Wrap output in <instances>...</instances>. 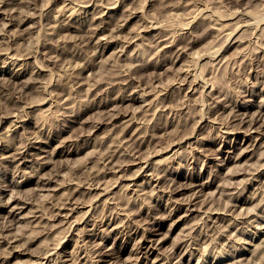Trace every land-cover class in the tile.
Masks as SVG:
<instances>
[{
	"label": "rangeland",
	"instance_id": "374dc122",
	"mask_svg": "<svg viewBox=\"0 0 264 264\" xmlns=\"http://www.w3.org/2000/svg\"><path fill=\"white\" fill-rule=\"evenodd\" d=\"M263 109L264 0H0V264H264Z\"/></svg>",
	"mask_w": 264,
	"mask_h": 264
},
{
	"label": "bare ground",
	"instance_id": "6f19581e",
	"mask_svg": "<svg viewBox=\"0 0 264 264\" xmlns=\"http://www.w3.org/2000/svg\"><path fill=\"white\" fill-rule=\"evenodd\" d=\"M119 1H120V0H119ZM28 2H29V1H28ZM123 2H124V1H123ZM3 3H4V1H3ZM4 4H5V3H4ZM117 5H118V3L116 2L115 7H116ZM3 6H4V5H3ZM31 6H32V5H31ZM81 6H82V5H81ZM109 6H111V5H109ZM112 7H113V6H112ZM74 9H75V8H74ZM82 9H83V8H82ZM78 10H79V9H78ZM11 11H12V10H11ZM74 11H75V10H74ZM199 11H200V10H199ZM201 11H203V9H202ZM205 11H206V10H205ZM197 12H198V11H197ZM197 12H196L195 14H197ZM131 13H132V12H131ZM8 14H9V13H8ZM199 14L201 15L200 12H199ZM205 14H206V13H205ZM197 15H198V14H197ZM197 15H196V16L194 15V16H195V17H198L199 15H198V16H197ZM242 15H243V14H242ZM194 16H193V17H194ZM203 16H204V15H203ZM195 17H194V18H195ZM204 17H205V16H204ZM10 20H11V19H10ZM10 20H9V22H10ZM7 21H8V20H7ZM11 22H13V18H12V21H11ZM247 22H248V21H247ZM5 23H6V26H7V22H5ZM248 23H249V22H248ZM250 23H251V22H250ZM246 24H247V23H245V25H246ZM3 25H5V24H3ZM245 25H244V26H245ZM247 26H249V25H247ZM151 27H152V26H151ZM153 27H156V25L153 26ZM157 27H158V26H157ZM54 29H55V28H54ZM49 30H51V29L49 28ZM49 30H48V31H49ZM52 30H53V29H52ZM52 30H51V32H52ZM55 30H56V29H55ZM5 33H6V32H5ZM49 33H50V31L48 32V34H49ZM53 33H54V30H53ZM179 38H180V37H179ZM237 38H238V37H237ZM229 39H230V38H229ZM177 40H178V39H177ZM237 40H238V39H237ZM227 41H228V40H227ZM240 41H241V40H240ZM174 43H175V42H174ZM169 44H170V43H169ZM235 44H236V43H235ZM232 45H233V44H232ZM167 47H168V46H167ZM179 47H180V46H179ZM227 47H228V46H227ZM170 48H171V47H170ZM200 56H201V55H199V57H200ZM213 56H214V55H213ZM213 58H214V57H213ZM215 60H216V58H215ZM220 61H221V60H220ZM217 63H218V62H217ZM187 71H188V70H187ZM189 76H190V75H189ZM188 79H189V78H188ZM193 81H195V80H193ZM195 82H197V81H195ZM199 83H200V82H199ZM207 83H208V82H207ZM201 84H202V83H201ZM205 84H206V83H205ZM205 84H204V85H205ZM195 85H196V84H195ZM207 85H208V84H207ZM197 87H198V86H197ZM206 87H207V86H205V88H206ZM205 88H203V90H204ZM212 90H213V88H212ZM142 92H143V91H142ZM142 92H140V93H142ZM147 92H148V91H147ZM159 92H160V91H159ZM194 92H195V91H194ZM203 92H204V91H203ZM209 92H210V91H209ZM209 92H208V93H209ZM140 93H139V94H140ZM143 93H144V92H143ZM145 93H146V91H145ZM147 94H148V93H147ZM157 94H158V93H157ZM160 94H161V92H160ZM203 94H204V93H203ZM145 95H146V94H145ZM145 95L143 94V96H142V94H140L141 98L144 97ZM155 95H156V94H155ZM135 96H137V95H135ZM140 96H139V97H140ZM157 96H159V95H157ZM210 96H211V95H210ZM130 97H131V96H130ZM148 97H149V96H148ZM155 97H156V96H155ZM155 97H153V98H152V97H149V99H150L149 101H152V102H153L152 99H154ZM131 98H132V97H131ZM135 98H137V97H135ZM135 98H133V99H135ZM146 98H147V97H146ZM157 98H159V97H157ZM157 98H155V99H157ZM144 99H145V98H144ZM161 99H162V98H161ZM147 101H148V100H147ZM159 101H160V98H159ZM152 102L149 103V105L153 104ZM215 102H216V101H215ZM238 104H239V103H238ZM146 105L148 106V104H146ZM216 105H217V104H216ZM240 107H241V106H240ZM242 107H243V106H242ZM244 108H246V107H244ZM247 108H248V107H247ZM114 109H115V108H114ZM116 110H117V109H116ZM142 110H143V109H142ZM148 110H149V109H148ZM238 110H239V109H238ZM260 110H261V109H260ZM263 110H264V109H263ZM146 111H147V110H146ZM258 111H259V110H258ZM118 112H119V111H118ZM245 112H246V111H245ZM263 112H264V111H263ZM119 113H121V112H119ZM119 113H116L115 115L117 116ZM240 113H241V112H240ZM240 113H239V114H240ZM243 113H244V111H243ZM243 113H241V114H243ZM247 113H248V112H247ZM121 114H122V113H121ZM128 114H129V113H128ZM132 114H134V113H132ZM256 114H257V112H256ZM258 114H259V113H258ZM258 114H257V115H258ZM261 114H262V113H261ZM116 116H115V117H116ZM132 116H133V115H132ZM253 116H255L254 113H253ZM113 117H114V116H113ZM130 117H131V116H130ZM259 117H260V116H259ZM134 118L136 119V117H134ZM252 118H253V117H252ZM114 119H115V118H114ZM116 119H118V118L116 117ZM132 119H133V118H132ZM132 119L130 118V120H132ZM257 119H258V118H257ZM128 120H129V119H128ZM133 120H134V119H133ZM133 120H132V122H133ZM255 120H256V119H255ZM132 122L129 123V124H133ZM134 122H136V121L134 120ZM144 123H145V122H144ZM11 124H12V123H11ZM14 124H15V123H14ZM142 124H143V121H142ZM254 124H255V123H254ZM127 126H128V125H127ZM133 126H134V125H133ZM253 126H254V125H253ZM125 127H126V126H125ZM130 127H131V126H130ZM128 130H129V129H128ZM228 130H229V129H228ZM228 130H227V131H228ZM231 130H233V129H231ZM258 130H259V129H258ZM233 131H234V130H233ZM237 131H238V130H237ZM251 131H253V130H251ZM259 131H260V130H259ZM263 131H264V129H263ZM225 132H226V131H225ZM226 134H227V132H226ZM244 134H245V133H244ZM260 134H261V133H260ZM262 134H263V133H262ZM221 135H222V134H221ZM248 135H249V134H248ZM223 136H224V135H223ZM249 136H250V135H249ZM27 137H29V136H27ZM30 137H31V136H30ZM30 137H29V138H30ZM32 137H33V136H32ZM32 137H31V138H32ZM254 137H255V136H254ZM138 138H139V137H138ZM196 139H197V138H196ZM201 139H202V138H201ZM250 139H251V138H250ZM256 139H257V138H256ZM24 140H25V139H24ZM27 140H28V139H27ZM27 140L25 141V143H26V144H30V143H27ZM30 140H31V139H29L28 141H30ZM197 140H198V139H197ZM202 140H203V139H202ZM200 141H201V140H200ZM263 141H264V140H263ZM35 142H36V141H35ZM248 142H249V140H248ZM31 143H32V142H31ZM36 143H37V142H36ZM200 143H201V142H200ZM26 144L23 145V142H22V144H20V145L25 146ZM248 144H249V143H248ZM20 145H19V146H20ZM129 145H130V144H129ZM250 145H252V144L250 143ZM30 146H31V145H30ZM207 146H208V145H207ZM131 147H132V146H131ZM27 148H28V147H27ZM133 148H135V147H132V151H134ZM205 148H206V147H205ZM205 148H204V150H205ZM208 148H209V146H208ZM22 149H23V148H22ZM22 149H21V150H22ZM127 149H128V148H127ZM129 149H130V148H129ZM129 149H128V151H129ZM220 149H221V148H220ZM245 149H246V147H245ZM247 149H248V146H247ZM26 150H27V149H26ZM125 150H126V149H125ZM202 150H203V149H202ZM213 150H214V149H213ZM213 150H212V148H211V151H212V152H213ZM218 150H219V149H218ZM227 150H228V149H227ZM18 151H20V150H18ZM18 151H17V153H18ZM220 151H221V150H220ZM229 151H230V150H229ZM232 151H233V150H232ZM244 151H248V150H244ZM244 151H243V153H244ZM129 152H130V151H129ZM135 152H136V150H135ZM205 152H209V151H205ZM248 152H249V151H248ZM17 153H16V154H17ZM22 153H23V152H22ZM125 153H126V152H125ZM226 153H227V152H226ZM19 154H20V153H19ZM128 154H130V153H128ZM209 154H210V153H209ZM130 155H131V154H130ZM212 155H213V154H212ZM6 156H7V155H6ZM6 156H5V157H6ZM132 156H133V155H132ZM205 156H206V155H205ZM208 156H209V155H208ZM220 156H221V155H220ZM227 156H228V154H227ZM240 157H241V156H240ZM110 158H111V157H109V159H110ZM140 159H141V158H140ZM211 159H212V158H211ZM224 159H225V158H224ZM234 159H235V158H234ZM142 160H143V159H142ZM218 160H219V159H218ZM225 160H226V159H225ZM109 161H110V160H109ZM136 161H137V160H136ZM220 161H221V160H220ZM111 162H112V160H111ZM141 163H142V162H141ZM141 163H140L139 165H141ZM262 163H263V162H262ZM148 164H149V163H148ZM220 164H221V163H220ZM223 164H225V161H223ZM263 164H264V163H263ZM104 165H105V164H104ZM117 165H118V164H117ZM145 165H146V164H145ZM259 165H260V164H259ZM261 165H262V164H261ZM261 165H260V166H261ZM120 166H121V165H119V167H120ZM262 166H263V165H262ZM141 167H142V165L140 166V168H141ZM104 168H105V166H104ZM109 168H110V166H109ZM109 168H108V169H109ZM146 168H147V167H146ZM146 168H145V169H146ZM258 168H259V167H258ZM120 169H121V168H120ZM141 169H142V168H141ZM109 170H110V169H109ZM139 170H140V169H139ZM229 170H230V169H229ZM255 170H256V169H255ZM261 170H262V169H261ZM106 171H107V170H106ZM110 171H111V170H110ZM118 171H119V170H118ZM141 171H142V170H141ZM230 171L232 172L233 169L230 170ZM252 171H253V169H252ZM262 171H263V170H262ZM262 171H261V172H262ZM142 172H143V171H142ZM145 172H146V171H145ZM228 172H229V171H228ZM243 172H244V171H243ZM233 173H234V172H233ZM237 173H238V172H237ZM241 173H242V171H241ZM245 173H246V172H245ZM141 174H142V173H141ZM154 174H155V173H154ZM235 174H236V172H235ZM251 174H252V173H251ZM254 174H255V171H254ZM261 175H262V174H261ZM151 176H152V174H151ZM153 176H154V175H153ZM230 176H231V174H230ZM230 176H229V177H230ZM245 176H246V175H245ZM148 177H149V176H148ZM155 177H156V176H155ZM155 177H154V178H155ZM236 177H237V176H236ZM236 177H235V178H236ZM255 177H256V176H255ZM257 177H259L258 174H257ZM151 178H152V177H151ZM214 178H215V177H214ZM230 178H231V177H230ZM235 178H234V179H235ZM251 178H252V177H251ZM146 179H147V178H146ZM148 179H149V178H148ZM156 179H157V178H156ZM210 179H212V178H210ZM210 179L208 178V180H210ZM236 179H237V178H236ZM244 179H246V178L244 177ZM257 179H259V178H257ZM158 180H159V178H158ZM252 180H253V178H252ZM147 181H148V180H147ZM149 181H150V179H149ZM231 181L234 182V180H231ZM242 181H244V180H242ZM259 181H260V180H259ZM192 182H193V181H192ZM226 182H227V183L230 182V181H229V178H228V181H227V178H226ZM250 182H251V181H250ZM261 182H262V180H261ZM263 182H264V179H263ZM144 183H145V182H144ZM190 183H191V182H190ZM190 183H189V184H190ZM198 183H199V181H198ZM201 183H202V182H201ZM205 183H206V182H205ZM207 183H208V182H207ZM214 183H215V182H214ZM235 183L237 184L238 182H235ZM129 184H130V183H129ZM129 184L126 183V185H129ZM134 184H135V183H134ZM152 184H153V183H152ZM156 184H157V183H156ZM210 184H211V183H210ZM212 184H213V183H212ZM221 184H222V186H223V188H224V187H225V186H224L225 184L222 182V183H220L219 185H221ZM223 184H224V185H223ZM228 184L231 185L232 183H228ZM246 184H247V182H246ZM250 184H251V183H250ZM150 185H151V183H150ZM190 185H192V184H190ZM195 185H196V183H195ZM197 185H199V184H197ZM219 185L217 184V186H219ZM229 185H228V186H229ZM232 185H233V184H232ZM234 185H235V184H234ZM256 185H257V183H256ZM256 185H255V186H256ZM260 185H262V184L260 183ZM129 186H131V185H129ZM129 186H128V187H129ZM142 186H145V185H142ZM181 186H182V185H181ZM200 186H201L200 188H202L201 190H203V188H205V187H207V186H209V185H203V184H200ZM226 186H227V185H226ZM249 186H250V185H249ZM258 186H259V185H258ZM210 187H211V186H210ZM219 187H220V186H219ZM231 187H232V186H231ZM234 187H235V186H233V188H234ZM247 187H248V186H247ZM259 187H260V186H259ZM263 187H264V186H263ZM89 188H90V187H89ZM126 188H127V187H126ZM225 188H226V187H225ZM235 188H236V187H235ZM248 188H249V187H248ZM255 188H258V187L256 186ZM255 188H254V190H255ZM132 189H133V188H132ZM141 189H142V188H141ZM143 189H144V187H143ZM143 189H142V190H143ZM163 189H164V188H163ZM174 189H175V188H174ZM216 189H218V188H217V187L215 188V192H217ZM229 189H230V187H229ZM137 190H138V189H137ZM170 190H171V189H170ZM222 190H225V189H221V193H222ZM231 190H233V189H231ZM138 191H139V190H138ZM175 191H176V189H175ZM182 191H183V190H182ZM218 191L220 192V190H218ZM133 192H134V191H133ZM133 192H132V193H133ZM168 192H169V191H168ZM173 192H174V191H173ZM203 192H204V190H203ZM203 192H202V193H203ZM209 192H210V191H208V195H211V194H209ZM231 192H232V191H231ZM233 192H234V191H233ZM256 192L258 193L257 190H256ZM256 192H255V193H256ZM166 193H167V192H166ZM170 193H171V192H170ZM210 193H211V192H210ZM213 193H214V191L212 192V195H213ZM221 193H220V195H221ZM226 193H230V192H227V191H226ZM239 193H240V191H239ZM239 193H238V194H239ZM140 194H141V193H140ZM140 194H137V195H140ZM214 194H215V193H214ZM217 194H218V192H217ZM224 194H225V191H224ZM224 194H223V195H224ZM231 194H233V193H231ZM231 194H230V195H231ZM196 195H197V194H196ZM212 195H211V196H212ZM223 195H222V196H223ZM234 195H235V194H234ZM133 196H134V195H133ZM173 196H174V195H173ZM178 196H179V195H178ZM191 196H193V195H191ZM191 196H190V197H191ZM194 196H195V194H194ZM197 196H198V195H197ZM197 196H196V197H197ZM232 196H233V195H232ZM235 196H237V195H235ZM255 196H256V195H255ZM131 197H132V196H131ZM138 197H139V196H138ZM207 197H209V196H207ZM240 197H241V196H240ZM135 198H137V196H135L134 199H135ZM211 198H212V197H211ZM236 198H237V197H236ZM262 198H264V196H263ZM262 198H261V199H262ZM132 199H133V197H132ZM134 199H133V200H134ZM194 199L196 200V198H194ZM206 199H207V198H206ZM251 199H252V198H251ZM253 199H254V198H253ZM235 200H237V199H235ZM238 200H239V199H238ZM247 200H248V199H247ZM247 200H246V201H247ZM131 201H132V200H131ZM177 201H178V200H177ZM192 201H193V200H192ZM193 202H194V201H193ZM196 202H197V201H196ZM236 202H238V201H236ZM236 202H235V203H236ZM251 202H252V201H251ZM73 203H74V202H73ZM80 203H81V202H80ZM179 203H180V202H179ZM194 203H195V202H194ZM194 203H193V206H194ZM233 203H234V202H233ZM233 203H232V204H233ZM76 204L79 205V203H75L74 205L77 206ZM189 204H190V203H189ZM232 204H231V205H232ZM236 204H238V203H236ZM93 205H94V204H93ZM180 205H181V203H180ZM190 205H191V204H190ZM196 205H197V204H196ZM246 205H247V203H246ZM81 206H82V203H81ZM178 206H179V205H178ZM187 206H188V205H187ZM193 206H192V207H193ZM73 207H74V206H73ZM73 207H72V208H73ZM92 207H93V206H92ZM181 207H182V206H181ZM235 207H237V206L235 205ZM241 207H242V206H241ZM66 208H68V207H66ZM69 208H70V207H69ZM90 208H91V205H90L89 209H90ZM179 208H180V207H179ZM74 209H76V208H74ZM79 209H80V208H79ZM79 209H77V210L79 211ZM176 209H177V208H176ZM186 209H187V208H186ZM209 209H210V208L208 207L207 210H209ZM224 209H225V208H224ZM59 210L61 211V209H59ZM70 210H71V209H70ZM72 210H73V209H72ZM72 210L70 211L71 213L74 211V210H73V211H72ZM82 210H83V209H82ZM86 210H88V209H86ZM90 210H91V209H90ZM94 210H95V209H94ZM190 210H191V211H194L195 208H191ZM197 210H198V208H197ZM204 210H205V209H204ZM207 210H206V211H207ZM229 210H230V209H229ZM198 211H199V210H198ZM213 211H214V210H213ZM213 211H212V212H213ZM215 211H217V210H215ZM218 211H219V209H218ZM218 211H217V212H218ZM221 211H222V210H221ZM75 212H76V211H75ZM199 212H201V211H199ZM219 212H220V211H219ZM64 213H66V212L64 211ZM64 213H63V214H64ZM73 213H74V212H73ZM73 213H72V214H73ZM86 213H87V211H86ZM86 213L84 212V214L87 215V214L89 213V211H88L87 214H86ZM187 213H188V212H187ZM187 213H186V214H187ZM189 213H190V211H189ZM201 213H202V212H201ZM201 213H200V214H201ZM205 213H206V212H205ZM67 214H68V213H67ZM69 214H70V213H69ZM69 214H68V215H69ZM93 214H94V213H93ZM198 214H199V213H198ZM202 214H203V213H202ZM217 214H218V213H217ZM220 214H221V213H220ZM60 215H61V214H60ZM184 215H185V214H184ZM187 215H188V214H187ZM208 215H209V214H208ZM69 216H70V215H69ZM71 216H72V215H71ZM88 216H89V215H88ZM88 216H87V217H88ZM190 216H191V215H190ZM192 216H194V215L192 214ZM204 216H205V215H203L202 217H204ZM224 216H225V215H224ZM243 216H244V215H243ZM67 217H68V216H67ZM89 217H90V216H89ZM206 217H207V216H206ZM213 217H214V216H213ZM213 217H212V218H213ZM215 217H216V216H215ZM218 217H220V215H219ZM225 217H226V216H225ZM230 217H231V216H230ZM65 218H66V217H65ZM92 218H94V217H92ZM92 218H91V219H92ZM210 218H211V216H210ZM245 218H246V217H245ZM67 219H68V218H67ZM86 219H87V218H86ZM203 219H204V218H203ZM221 219H222V218H221ZM229 219H230V218H229ZM231 219H232V218H231ZM239 219H240V218H239ZM247 219H248V218H247ZM65 220H66V219H65ZM207 220H208V219H207ZM207 220H206V221H207ZM218 220H219V218H218ZM236 220H237V219H236ZM256 220H257V219H256ZM63 221H64V220H63ZM67 221H68V220H67ZM69 221H70V222H69V225H70V223H71L72 220L70 219ZM94 221H95V220H94ZM215 221H216V219H215ZM73 222H74V221H73ZM73 222H72V223H73ZM88 222H89V221H88ZM236 222H237V221H236ZM243 222H244V221H243ZM243 222H242V223H243ZM245 222H246V221H245ZM247 222H248V221H247ZM90 223H91V221H90ZM95 223H96V221H95ZM95 223H94V224H95ZM208 223H209V221H208ZM232 223H233V222H232ZM85 224H87V223L85 222ZM94 224H93V225H94ZM98 224H99V223H98ZM106 224L108 225V223H106ZM153 224H154V223H153ZM202 224H203V223H202ZM204 224H205V222H204ZM206 224H207V222H206ZM209 224H210V223H209ZM213 224H214V223H213ZM234 224H235V223H234ZM238 224H239V223H238ZM258 224H259V223H258ZM71 225H72V224H71ZM97 226H98V225H97ZM148 226H149V225H148ZM151 226H152V225H151ZM202 226H203V225H202ZM202 226H201V227H202ZM207 226H208V224H207ZM88 227H89V226H88ZM88 227H87V228H88ZM92 227H93V226H92ZM85 228H86V226H85ZM90 228H91V226H90ZM145 228H146V227H145ZM148 228H149V227H148ZM198 228H199V227H198ZM206 228H207V227H206ZM91 229H92V228H91ZM93 229H95V228H93ZM93 229H92V230H93ZM106 229H107V228H106ZM113 229H114V228H113ZM115 229H116V228H115ZM117 229H118V228H117ZM141 229H142V228H141ZM150 229H151V227H150ZM80 230H81V229H80ZM85 230L87 231V229H85ZM88 230H89V229H88ZM136 230H137V229H136ZM158 230H159V228H158V225H157V223H156V224L154 225V227H153L152 232H151L152 236H155L156 234H158V233H159ZM206 230H207V229H206ZM134 231H135V229H134ZM134 231H133V233H135ZM203 231H204V230H203ZM260 231H261V230H260ZM94 232H95V231H94ZM119 232H120V231H119ZM144 232H145V229H144ZM218 232H219V231H218ZM121 233H122V232H121ZM97 234H98V233H97ZM146 234H147V233H146ZM204 234H205V233H204ZM87 235H88V234H87ZM90 235H91V234H90ZM98 235H99V234H98ZM144 235H145V234H144ZM148 235H149V234H148ZM3 236H4V235H3ZM88 236H89V235H88ZM95 236H96V235H95ZM128 236H129V235H128ZM142 236H143V235H142ZM205 236H206V235H205ZM0 237H1V236H0ZM146 237H147V236H146ZM150 237H151V236H150ZM150 237H148V238H150ZM2 238H3V237H2ZM5 238H6V237H5ZM92 238H93V237H92ZM230 238H231V237H230ZM232 238H233V237H232ZM14 239H15V238H14ZM154 239H155V238H154ZM154 239H153V240H154ZM161 239H162V238H161ZM163 239H164V238H163ZM5 240H6V239H5ZM153 240H150V241L152 242ZM233 240H234V239H233ZM8 241H9V239L7 240V242H8ZM10 241H12V240H10ZM158 241H159V240H158ZM3 242H4V241H3ZM7 242H6V243H7ZM155 242H156V241H155ZM211 242H212V241H211ZM9 243H11V242H9ZM65 243H66V242H65ZM139 245H140V244H139ZM139 245H138V246H139ZM142 245H143V244H142ZM149 245H150V244H149ZM155 245H156V244H155ZM65 246H66V245H65ZM143 246H144V245H143ZM147 247H148V246H147ZM59 248H60V247H59ZM109 248H110V247H109ZM135 248H136V247H135ZM137 248H138V247H137ZM139 248H140V247H139ZM155 248H156V247H154V242H153V243H151V245L149 246V249H146V250H148L149 253H152V252H154V249H155ZM102 249H103V248H102ZM105 249H106V247H105ZM107 249H108V248H107ZM110 249H112V248H110ZM152 249H153V251L151 252ZM108 250H109V249H108ZM143 250H144V249H143ZM143 250H142V251H143ZM55 251H56V250H55ZM64 251H65V250H64ZM106 251H107V250H106ZM112 251H113V250H112ZM95 252H96V251H95ZM100 252H101V250H100ZM107 252H108V251H107ZM145 252H146V254H147V251H145ZM53 253H55V252H53ZM96 253H97V252H96ZM105 253H106V252H105ZM112 253H113V252H112ZM45 254H47V255H46V257H47L49 253L47 252V253H45ZM57 254H58V253H57ZM57 254H56V255H57ZM99 254H100V253H99ZM227 254H228V253H227ZM56 255H55V256H56ZM59 255H60V257L62 256L61 253H60ZM140 255H141V254H140ZM144 255H145V254H144ZM201 255H202V254H201ZM228 255H229V254H228ZM230 255H231V254H230ZM70 256H71V255H70ZM147 256H148V255H147ZM52 257H53V256H52ZM66 257H67V256H66ZM66 257H65L64 259H66ZM98 257H99V256H98ZM106 257H107V256H106ZM137 257H138V256H137ZM156 257H157V255L155 256V258H156ZM221 257H222V256H221ZM43 258H44V257H43ZM50 258H51V255H50ZM62 258H63V257H62ZM62 258H60V259H62ZM68 258H69V257H68ZM104 258H105V257H104ZM110 258H111V257H110ZM155 258H154V259H155ZM48 259H49V258H48ZM64 259H62V260H64ZM101 259H102V258H101ZM158 259H159V257H158ZM39 260H40V259H39ZM42 260H43V259H42ZM42 260H41V261H42ZM44 260H45V259H44ZM44 260H43V261H44ZM50 260H51V259H50ZM54 260H55V259H54ZM120 260H121V259H120ZM41 261H38L37 263H39V262H41ZM43 261H42V262H43ZM58 261H59V260H58ZM64 261H65V260H64ZM124 261H125V260H124ZM157 261H158V260H155V261H154L155 263H154V262H153V263H154V264H158ZM44 262H45V261H44ZM46 262H47V261H46ZM54 262H55V261H54ZM54 262H53V263H54ZM118 262H119V261H118ZM120 262H122V260H121ZM35 263H36V262H35ZM53 263H52V264H53ZM56 263L58 264V262H55V264H56ZM60 263H61V262H60ZM66 263H67V262H66ZM66 263H65V264H66ZM109 263H111V262H109ZM109 263H108V264H109ZM126 263H127V262H126ZM190 263H191V262H190ZM232 263H233V262H232ZM50 264H51V261H50ZM112 264H113V263H112ZM117 264H118V263H117ZM119 264H121V263H119ZM122 264H123V263H122ZM130 264H131V262H130ZM177 264H178V263H177ZM199 264H200V263H199Z\"/></svg>",
	"mask_w": 264,
	"mask_h": 264
}]
</instances>
